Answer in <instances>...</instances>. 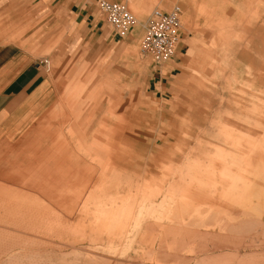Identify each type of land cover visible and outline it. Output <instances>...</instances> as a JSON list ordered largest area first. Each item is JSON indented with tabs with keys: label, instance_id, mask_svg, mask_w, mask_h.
I'll use <instances>...</instances> for the list:
<instances>
[{
	"label": "rangeland",
	"instance_id": "374dc122",
	"mask_svg": "<svg viewBox=\"0 0 264 264\" xmlns=\"http://www.w3.org/2000/svg\"><path fill=\"white\" fill-rule=\"evenodd\" d=\"M123 3L135 19L134 31L108 52L87 59L81 54L64 66L49 63L46 83L27 106L26 128L9 139H37L35 129L46 124V118L35 123L42 116L41 99L48 100L45 109L51 112L72 95L82 115L129 104L124 120L129 133L145 132L141 136L146 137L157 131L161 144L144 147L130 136V149L137 152L125 167L127 185L114 182L109 194L110 187H104L107 193L93 192L91 185L77 220L57 218L34 201L31 209L0 214V264H264V57L257 53L264 48V0ZM174 7L181 10L179 44L159 69L175 71L160 97L147 88L152 64L139 48L150 13ZM255 9L257 16L251 17ZM221 18L231 20V28ZM220 57L230 61L226 73L234 74L225 79L224 97L189 89L193 67L208 58V71H217L214 59ZM240 86L246 92H234ZM136 97L142 109L183 104L186 111L177 113L174 123L167 115L161 128L144 112L145 127L137 128ZM205 104L209 110L202 112ZM64 131L75 139L76 132ZM5 158L0 150V174L7 170ZM5 189L37 195L11 185Z\"/></svg>",
	"mask_w": 264,
	"mask_h": 264
},
{
	"label": "crops",
	"instance_id": "0c3cea01",
	"mask_svg": "<svg viewBox=\"0 0 264 264\" xmlns=\"http://www.w3.org/2000/svg\"><path fill=\"white\" fill-rule=\"evenodd\" d=\"M98 1L100 0H0V140H3L0 142V150H5L7 159V170L0 174V214H10L12 210L17 214L22 209H31L34 205L30 202L34 201L33 203L42 202L39 207L45 212H52L54 216L58 215L57 218L77 216V220L83 212L85 205L82 203L90 193L87 192L91 185L95 187L93 192L96 189L104 192V187H110L108 194L113 192L114 182L116 185H127L125 167L130 162V156L136 155L137 152L130 149V136H136L139 145L144 147L145 144H161L162 136L158 135L157 131L146 137L141 136L145 132L129 133L124 121L126 118L128 120L129 104L111 106L102 111H95L93 108L88 114L82 115L80 104L73 100L72 95L62 99L60 106L51 112L45 109L48 100L45 103L46 98L41 99L44 101L39 108L42 116L35 123L46 118L43 121L46 124L35 129L37 139H9L26 128L27 106H32L38 89L46 83L44 59L50 64L64 66L70 58H77L81 54H84L85 59L92 58L111 50L113 44L123 42L128 32L117 34L113 30L99 9ZM236 12L246 16L241 14L238 8ZM223 14L225 13L222 11ZM252 15L250 16H257L256 9ZM220 22L231 28V20L221 18ZM261 22L264 29V13ZM133 31L134 29L131 33ZM45 52L48 54L43 56ZM257 53L264 57V48ZM205 59L207 60L201 59L198 65L193 67V76L188 88H196L207 96H212L213 91L217 92L216 96H224L223 92L227 89L225 79L234 75L229 69L231 73H226L230 61L223 57L214 59L217 71L212 72L206 68L212 59ZM239 61L240 59L233 65ZM260 64L264 65V59ZM221 69L223 71L219 73ZM173 71L175 69L168 67L163 74L161 69L152 68L147 88L155 96L161 97V89H165L167 79ZM234 90L246 92L242 86L235 87ZM136 101L138 108L135 110L138 112L137 120L139 119L137 128L145 127L141 122L144 112L153 119H158L160 127L167 115L171 123H174L178 118L177 113L186 111L183 104H177L167 110L148 106L142 109L139 105L140 99L137 98ZM66 128L76 132L74 140L66 137ZM114 128L121 130V136L113 137ZM151 138L153 140H150ZM114 141L117 144H113ZM94 147L103 154H91V148ZM104 155H108V158ZM113 159L118 160L119 165H115ZM49 160L55 161L45 162ZM118 166H121V170L114 173L113 167L119 168ZM115 176L119 178L114 181ZM6 185L17 187L19 190L26 189L37 195L33 198L21 191L5 189ZM14 223L16 221L12 222ZM25 223L29 224L30 221L26 220ZM47 223L42 220L39 222L41 225Z\"/></svg>",
	"mask_w": 264,
	"mask_h": 264
},
{
	"label": "built area",
	"instance_id": "2783aa9c",
	"mask_svg": "<svg viewBox=\"0 0 264 264\" xmlns=\"http://www.w3.org/2000/svg\"><path fill=\"white\" fill-rule=\"evenodd\" d=\"M98 7L117 34H124L133 28L135 19L123 2L100 0ZM180 14V8L174 7L169 12L154 9L148 17L139 51L142 56L150 58L153 69L161 68L176 54ZM43 65L45 70L49 71L46 59L43 60Z\"/></svg>",
	"mask_w": 264,
	"mask_h": 264
},
{
	"label": "bare ground",
	"instance_id": "6f19581e",
	"mask_svg": "<svg viewBox=\"0 0 264 264\" xmlns=\"http://www.w3.org/2000/svg\"><path fill=\"white\" fill-rule=\"evenodd\" d=\"M224 94V93H223ZM219 97H224V96H219ZM217 106H218V104H217ZM205 107V108H204ZM203 108H204V110L202 109V112L203 111H205L206 110V104L205 105H203ZM215 109V108H214ZM209 110V109H208ZM208 110H206V111H208ZM72 117V116H71ZM196 122V121H195ZM203 124V123H202ZM193 129V128H192ZM104 131H105V129H104ZM112 131H113V129H112ZM191 132H192V130H191ZM119 137V136H121V130L119 129V128H114V134H113V137L115 138V137ZM169 140V139H168ZM138 143V142H137ZM113 144H117V142H115L114 141V143ZM121 145V144H120ZM105 148H107V147H105ZM108 149V148H107ZM90 153L91 154H96V155H99L100 156V154H103V153H101L100 152V150L96 147H94V148H91V151H90ZM90 153L88 154L89 155V157H90ZM108 155H104V157L107 159L108 157H107ZM93 160V159H92Z\"/></svg>",
	"mask_w": 264,
	"mask_h": 264
}]
</instances>
